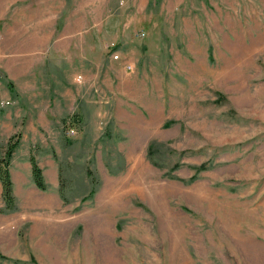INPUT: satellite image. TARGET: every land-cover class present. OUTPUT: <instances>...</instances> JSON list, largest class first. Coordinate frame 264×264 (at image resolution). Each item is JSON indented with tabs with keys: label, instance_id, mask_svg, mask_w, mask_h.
<instances>
[{
	"label": "rangeland",
	"instance_id": "rangeland-1",
	"mask_svg": "<svg viewBox=\"0 0 264 264\" xmlns=\"http://www.w3.org/2000/svg\"><path fill=\"white\" fill-rule=\"evenodd\" d=\"M1 95L0 264H264V0H0Z\"/></svg>",
	"mask_w": 264,
	"mask_h": 264
},
{
	"label": "trees",
	"instance_id": "trees-1",
	"mask_svg": "<svg viewBox=\"0 0 264 264\" xmlns=\"http://www.w3.org/2000/svg\"><path fill=\"white\" fill-rule=\"evenodd\" d=\"M20 138L19 133L10 135L2 147L0 154V214L12 212L16 209L15 200L12 192V182L9 173V163ZM28 161L30 164L31 180L39 190L46 189V183L42 175V168L37 164L34 154L29 150ZM91 192L93 189L90 190Z\"/></svg>",
	"mask_w": 264,
	"mask_h": 264
},
{
	"label": "crops",
	"instance_id": "crops-1",
	"mask_svg": "<svg viewBox=\"0 0 264 264\" xmlns=\"http://www.w3.org/2000/svg\"><path fill=\"white\" fill-rule=\"evenodd\" d=\"M3 99H4V96L1 95L0 100H3ZM4 103H7V101ZM17 115L18 114H16V116ZM14 122H15V119L12 120L11 117L8 115L0 117V143H3L7 139V137H9L10 134L13 132ZM28 154H29V151L27 150V152L24 153L26 157L24 156L22 158L20 157L18 158V160L13 159L12 165H10L9 171H10V178L12 182V188L15 187L16 183H19L20 186L28 188L29 184L31 183L30 164L28 161ZM42 167L48 168L49 175L51 177L50 185L56 186L57 169H56V165L53 162V160L46 159L45 166H42Z\"/></svg>",
	"mask_w": 264,
	"mask_h": 264
},
{
	"label": "built area",
	"instance_id": "built-area-1",
	"mask_svg": "<svg viewBox=\"0 0 264 264\" xmlns=\"http://www.w3.org/2000/svg\"><path fill=\"white\" fill-rule=\"evenodd\" d=\"M113 57V59H116L117 58V56H112ZM2 105H7V103H4V104H2ZM74 132L72 131V130H69V134L71 135V134H73Z\"/></svg>",
	"mask_w": 264,
	"mask_h": 264
}]
</instances>
